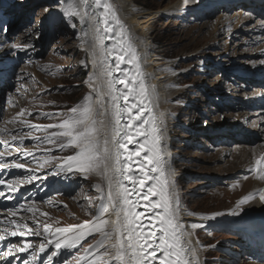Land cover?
<instances>
[{
	"label": "rangeland",
	"instance_id": "rangeland-1",
	"mask_svg": "<svg viewBox=\"0 0 264 264\" xmlns=\"http://www.w3.org/2000/svg\"><path fill=\"white\" fill-rule=\"evenodd\" d=\"M135 1L138 6L157 13L150 42L153 47L152 54L162 63L167 62L172 78L170 96L173 97H170L171 110L168 112L171 127L167 130V137L172 172L178 174L179 190L174 189V192L180 200L177 206L180 212L192 216V222L188 220L190 223L182 225L188 230L187 235H190L195 244L198 264H264V261L257 263L245 258L239 261L236 255L239 250L234 247L238 246L242 236L227 226L232 224L242 227L245 232L255 237L254 231L231 221L236 220L237 215L233 216L236 210L242 208L244 211L255 200L256 195L251 194L256 184L255 162L264 157V151H258L264 147V104L261 100H256V96L264 98V88L260 89L261 92H256L259 84L250 82L249 79L256 74L260 77L258 71H264L259 68L261 65L253 64L254 61L264 60L259 54L264 49H256V44L264 41V32L258 36L260 17L248 10L230 8L218 9L201 20H194L192 11L213 5L214 0L206 5L203 2L211 0H199L200 3L194 5L191 4L198 0ZM224 1L226 0H222V3ZM53 3L54 0H0V34L8 38L6 43H10L11 50L27 56L11 75L12 87L0 88V127L4 126L1 129H6L5 132L11 136L15 134L11 128L20 125L21 119L23 89L17 77L21 78L22 64L29 72L30 77L26 76L29 78L27 80L31 81L34 89L38 86V91L32 93L30 100L42 105L41 109L62 112V121L66 116L70 117L71 108L77 106L80 109L81 106L77 104L89 94L85 81L91 74V36L88 35L90 48H86L80 37V22L77 19L53 20L54 15L51 16L50 8ZM176 3L184 8L179 13L170 14L171 7ZM27 29L34 33V41L27 35ZM22 34L24 38H21ZM24 61H29V65L24 64ZM35 62L40 64L37 69L42 67L47 83L34 77L31 64ZM244 85L246 87L243 89ZM3 90H7L4 96ZM43 91H47L42 95L43 100L35 99L41 97L37 94ZM75 96H78V100L71 101ZM36 111L41 112L37 109ZM28 121L37 122V119ZM4 133L0 132V135ZM46 135L48 134L43 138ZM4 141L0 140L2 144ZM17 144V147L12 148L20 149V143ZM40 145L47 148L46 154L52 152L51 146L56 147L55 142L52 144L44 139ZM250 149L260 155L250 156ZM15 154L18 160L26 158L23 152ZM60 154L62 157L75 155L76 152L73 153V149L71 152L63 149ZM245 155L249 158L244 159ZM59 158H51L49 163L44 162L42 165L46 169L55 167L59 165ZM31 164L33 173L35 169H39L40 175L46 174V169L41 170L39 161L36 165ZM261 166L264 167V162ZM51 173L57 176L58 171L54 169ZM99 178L100 183L94 173L78 174L72 180L78 190L74 195L67 188L71 183L68 179H60L56 189L54 181L46 178L48 182L43 183V187L55 189V193L49 195L54 202L52 205L43 203L41 210L35 215L55 226L89 220L101 194V190L95 185L101 184L105 196L108 194L106 180ZM245 196L249 200L238 207V202ZM181 204L186 208L184 212L181 211ZM258 213L252 212L254 215ZM218 223L225 224L220 225L223 227L220 229H214L210 225ZM193 224L198 227L193 228ZM40 227L43 230L44 225L40 224ZM250 249L253 251L252 247ZM245 251L252 258L254 255L261 257L259 252L254 254L246 249L242 252ZM226 253L233 260L226 259ZM114 256L115 251L112 250L111 258Z\"/></svg>",
	"mask_w": 264,
	"mask_h": 264
},
{
	"label": "snow or ice",
	"instance_id": "snow-or-ice-1",
	"mask_svg": "<svg viewBox=\"0 0 264 264\" xmlns=\"http://www.w3.org/2000/svg\"><path fill=\"white\" fill-rule=\"evenodd\" d=\"M95 5L100 7L101 0H95ZM103 7L104 11L99 13L102 21H95L93 31V55L101 58V74L98 77V86L94 88V91L99 93L96 103L80 110L71 108L72 115L59 124L35 125L26 120L21 121L29 129H43L48 132L43 139L49 143L55 142L59 149L76 150L75 155L64 158V163L58 167L72 169L76 166V170L81 174L94 173L107 181V196H104L100 184L95 185L101 190V200L105 201L101 206V215L91 222L57 227L54 233L50 232L51 225L45 224L43 235L47 237L50 234L52 239H47L38 246L25 242L22 246L10 245L7 251L0 249V264H8L9 258L15 259L16 254H27L29 250L31 253L23 260V264H40L37 256L45 253L49 245L54 243L56 250L62 247L75 248L77 245L82 247V241L93 233H99L100 240L89 244L84 251L95 254V258L90 261L80 256L77 264L79 261L84 264H155L157 258L159 264H191L187 257L195 258V250L186 239L187 234L182 225L177 221L176 206L179 204V198L174 196L171 190V173L166 167L161 147L159 118L149 107L151 94L144 83L143 74L139 71L136 49L130 40L115 41L111 47H104V41L113 39L112 34L115 32L111 21L115 20L119 25V20L114 14L109 15L110 5L105 4ZM101 23L104 25L103 29L99 26ZM116 36H120V33L116 32ZM122 43L124 46H121ZM109 55H113L114 67L108 62ZM130 66L135 67V75L130 72ZM113 72H119V77H114ZM118 84L122 87L118 88ZM101 88L104 91H101ZM105 96L108 97L107 101L104 100ZM37 115L61 114L43 112ZM50 129L58 130L48 131ZM2 131L6 129H0V132ZM24 139V136L13 135L11 142L5 140L4 144L9 145L17 140L23 144ZM34 139L41 138L37 136ZM14 151L19 153L20 149L15 148ZM26 155L33 154L26 152ZM5 156L12 157L11 164L0 162V169L25 167L23 163L17 162L12 151L5 149L0 152V160ZM133 160L136 162L135 167L130 163ZM262 162L264 157L256 160L257 169L261 167ZM45 163L49 161L46 160ZM261 178H264V175ZM36 179L37 176H31L27 180H9L7 183L0 179V186L7 189V192L0 191V197L7 195L8 199H12L21 184L33 183ZM248 200V196L243 197L237 206L245 204ZM260 200L264 202V190L260 192ZM141 205L143 209L140 208ZM20 207L25 208V205L21 204ZM33 210V207H27V211ZM104 213H114L116 219H104ZM9 223L17 229H27L11 231L8 234L12 237L19 235L22 239H27L28 236L42 235L38 227L29 229L26 224L19 225L16 219H10ZM192 227L196 228L198 225L193 224ZM5 238L0 235V241ZM98 249H103V252ZM112 250L115 251L114 258H111ZM56 255L57 251H51L46 261H53Z\"/></svg>",
	"mask_w": 264,
	"mask_h": 264
},
{
	"label": "bare ground",
	"instance_id": "bare-ground-1",
	"mask_svg": "<svg viewBox=\"0 0 264 264\" xmlns=\"http://www.w3.org/2000/svg\"><path fill=\"white\" fill-rule=\"evenodd\" d=\"M212 1L213 0L205 1V2H203V4L206 5L207 3H211ZM111 2H112V6H111ZM198 2H199V0L197 2H193L191 5L197 4ZM224 2H226V1H224ZM214 3H215V1H214ZM105 4L110 5L109 15L111 16L112 14H114L116 19L119 20V25L116 24L115 20L111 21V26L114 29L115 28L116 29H115V32L112 34L113 39H106L104 41V47L106 49L111 47V45L115 41L123 42L125 40H130V42L132 43V45L136 49V54L139 58V65H140L139 71H140V73L143 74L142 78L144 79V83L147 86V88L151 94V103L149 104V107H151L153 109V112L159 118L158 126L161 129V135H162L161 147L163 149V155L165 158L166 167L171 173V176H170V180L172 182L171 190H172L173 195L178 197L174 192V189L179 190V187H178L179 183L177 185L178 174L176 175L172 172L173 171L172 166H171L172 162L170 163V160L172 157H171V154L168 153L169 137H167V130H168V128L171 127L169 125L170 123L168 121L169 120L168 112L171 110L170 97H173V96H170L171 85H172L171 79L172 78L169 75L170 70H168L169 66H167V62L165 64L162 63L158 57H155V55L152 54L153 53L152 52L153 47H152V44L150 42L151 32H152V28H153L152 25H153L154 19L156 18V15H157L156 12H152L149 9H145L144 6H138L135 0H101V6L98 8L95 5V0H54L53 5L50 7L51 8V16L54 15L53 20L60 21L61 19H65V20L77 19L81 24L80 37L82 40V45L86 46V48H88L90 45L88 35L91 36V39H92V50L89 53V57H90L89 59L91 62L90 63L91 64L90 65L91 66V70H90L91 74H89V77L87 79V81H88L87 89L89 91V94L87 95V97L84 98L83 101H79V103L77 105L81 106L80 109H82L83 107L88 106V105H94L96 103V100H97V97L99 94L97 91H94V88H96L98 86V77L101 74V68H100L101 58H98V56L93 55V52H94L93 46L95 43L94 38H93V31H94V27L96 26L95 21H102V17L99 15V13L104 11L103 5H105ZM213 5H210V6H213ZM181 6H180V4L178 5V3L173 5L171 7V10H170L171 13L170 14H172V12H174V13L178 12L179 13L182 10V8H184L183 6L182 7ZM198 6H200V4ZM259 6H261V4ZM73 14H75V15H73ZM258 17H260V22H261L260 23L261 26H259L260 30H259V35H258V36H260V34H262L264 32V18H262L261 15H258ZM99 26L101 27V29H103V27H104V25L102 23ZM28 30L29 29L26 30L27 35L29 36V38L31 40L34 41V38H36L33 36L34 33L31 31L28 32ZM116 32H119L120 36H116ZM29 33H31V35H29ZM24 37H25L24 34H22L21 38H24ZM121 46H124L123 43ZM256 49L257 50L264 49V41H259V43L256 44ZM8 50H9V48H5L1 53L6 54L8 52ZM116 51H118V49ZM259 54H261V56L264 57V50H261L259 52ZM105 55H107V53H105ZM94 60L96 61L95 64H94ZM108 62L114 67L115 61H114L113 55L108 56ZM253 64L254 65L255 64L261 65V67H259V68L264 69V60L254 61ZM37 65H40V64H38L37 62H35V64H31V66L33 68V72L35 74L34 77H36L40 81L44 80L46 82L45 77H43L42 67H40V69L39 68L37 69ZM21 71H22V74L20 76H21V78H23L21 80V87L23 89L21 113L23 111V114L21 115L20 123H21V121H24V120L28 121V119H37V120L40 119L43 122H51L52 119H50V118L41 119L42 116L41 117L37 116L38 112L36 111V109L40 110L42 113L43 112L52 113V112H50L48 109H41L42 105H40L39 103H34V102H32L33 100H30V96L33 95L36 91H38V86H36V89H34L32 86L33 84L30 83L31 81L29 82V80H27L29 78H27L26 76H28V77H30V76H29L28 70L26 68H24L23 64H22ZM258 73L261 74L262 77L264 78V71L259 70ZM113 75H114V77H116V76L120 75V73L119 72H113ZM166 76H167V78H166ZM52 80H54V79H52ZM89 85H92V87H90ZM73 87H76V86L73 85ZM262 88L263 87L258 86L255 90H256V92H259V91L261 92L262 90H264ZM56 89H57V87H56ZM260 89H262V90H260ZM100 90L104 91L103 88H101ZM46 92L47 91H43L41 94L38 93L37 95H39L41 97H36L35 99L39 100L40 98H42V100H43L44 96L42 97V95L45 94ZM47 98H50V97H47ZM104 100L107 101L108 97L105 96ZM49 102H51V101H49ZM70 103H71V101H70ZM262 104H264V102H262ZM75 108H77V106H75ZM80 109H78V110H80ZM55 112H53V113H55ZM260 112H263V111H260ZM29 113H31V115ZM61 113L62 112H60V114ZM71 115L72 114L70 112L69 116H71ZM55 116L60 118V115H55ZM47 117H49V116H47ZM23 128H28V127L23 125ZM2 132L4 133L5 131H2ZM263 133H264V130H263ZM11 137H12L11 134L5 132L3 135H0V140H1V142H3L4 140H11ZM262 137L264 138V134H262ZM244 139H249V138H244ZM43 146H45V145H43ZM20 147H21V144H20ZM28 148H29V151H31L30 146H28ZM247 150H249V149H247ZM251 151H252V153H250V156L254 157L256 155H260V153H262L264 151V147H263V149L258 150V151H260V153H256V152H254V150L250 149L249 152H251ZM244 152L242 153V155H244ZM247 157L248 156L245 155L244 159H247ZM55 158H57V157H55ZM35 165H33V167ZM73 168L76 169V166H73ZM43 169H44V167H41V170H43ZM255 172H256V175H255L256 176L255 177L256 184L254 186L253 191H251L252 192L251 194L256 195V198H255V200L252 201V204L250 205V207L249 206L246 207L244 211L241 210L242 208L236 210L234 213H239V214H233V216H235V215H237V216H235L236 220L231 221V223L236 224V225L241 224V225L245 226L246 229L254 231L255 238L261 237L264 240V221H260L264 217V210H263L264 202H262L260 200V192H261V190H264V178H261L262 175H264V167L261 166L259 169H257V167H255ZM37 173L40 174L39 169H38ZM97 177H98L97 182L100 183L99 177H101V176L97 175ZM107 188H108V185H107ZM76 200H78V199H76ZM174 206H176V205L174 204ZM185 209H186L185 206L183 204H181V211L184 212ZM252 212H254V213L259 212V213L257 215H254V214H252ZM39 213L41 214V212H39ZM250 215H252V217H249ZM245 217H247V218H245ZM104 219H109L110 221H114L116 219V217H115L114 213H111V214L107 213V214H105ZM190 219H192L191 215H189L188 213L187 214L181 213L180 209L177 207V221L180 225L190 223V222H187ZM182 227H183V225H182ZM183 231L186 234L188 232V230H185V227H183ZM189 236L186 235V239L188 241H190L191 247L195 250V258L194 259L192 257H187V258L191 260V264H198L199 258L197 257V250L194 246L195 244L193 243V240ZM65 249H68V247H62L61 248V250H65ZM91 258H92V256H90L88 259L90 260Z\"/></svg>",
	"mask_w": 264,
	"mask_h": 264
},
{
	"label": "built area",
	"instance_id": "built-area-1",
	"mask_svg": "<svg viewBox=\"0 0 264 264\" xmlns=\"http://www.w3.org/2000/svg\"><path fill=\"white\" fill-rule=\"evenodd\" d=\"M236 255H238V253H236ZM238 258H239V261H242L244 259L243 257H238ZM226 259L233 260V257L232 256H226Z\"/></svg>",
	"mask_w": 264,
	"mask_h": 264
},
{
	"label": "trees",
	"instance_id": "trees-1",
	"mask_svg": "<svg viewBox=\"0 0 264 264\" xmlns=\"http://www.w3.org/2000/svg\"><path fill=\"white\" fill-rule=\"evenodd\" d=\"M77 100H78V96H75V97H72V98H71V101H74V102H75V101H77Z\"/></svg>",
	"mask_w": 264,
	"mask_h": 264
}]
</instances>
